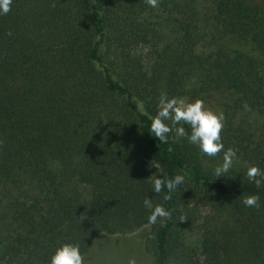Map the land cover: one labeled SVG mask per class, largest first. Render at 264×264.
Wrapping results in <instances>:
<instances>
[{
	"label": "trees",
	"instance_id": "trees-1",
	"mask_svg": "<svg viewBox=\"0 0 264 264\" xmlns=\"http://www.w3.org/2000/svg\"><path fill=\"white\" fill-rule=\"evenodd\" d=\"M161 93L223 112L225 176L223 153L153 136ZM253 164L264 171V0H13L0 15V264L144 227L151 264H264ZM145 198L171 218L149 225Z\"/></svg>",
	"mask_w": 264,
	"mask_h": 264
},
{
	"label": "clouds",
	"instance_id": "clouds-1",
	"mask_svg": "<svg viewBox=\"0 0 264 264\" xmlns=\"http://www.w3.org/2000/svg\"><path fill=\"white\" fill-rule=\"evenodd\" d=\"M13 0H0V15H7L11 11ZM146 3L153 7H159V0H146ZM11 35V33H9ZM143 108V105H141ZM244 108L248 105L245 103ZM157 112L151 118V133L158 138L161 143H168L170 134L174 133V139L186 138L189 143L196 145L199 150L209 156L215 157L223 153L222 163L215 167L214 176H225L232 168L236 159L235 149L229 147L225 150L221 139V133L224 127V114L222 111H215L206 107L204 101L200 98L189 99L181 96L169 97L166 93H161L158 99ZM185 125L187 126L186 130ZM249 181L255 184L257 188L264 186V171L256 165H249L246 172ZM153 191L157 194L167 189L168 193L174 192L177 187L184 183L183 175H175L172 178L163 176H152L151 181ZM170 195H165L164 199H170ZM259 196L251 194L244 196L242 203L246 207H259ZM145 208L150 210L148 224L152 225L159 220L161 224L171 218V212L162 205L155 204L150 198L143 201ZM86 218L81 213L79 220ZM185 218H181L184 221ZM49 264H86L84 255L80 252V246L73 243H62L55 248L49 259ZM129 264H135L130 261ZM169 264H172L170 261Z\"/></svg>",
	"mask_w": 264,
	"mask_h": 264
},
{
	"label": "rangeland",
	"instance_id": "rangeland-1",
	"mask_svg": "<svg viewBox=\"0 0 264 264\" xmlns=\"http://www.w3.org/2000/svg\"><path fill=\"white\" fill-rule=\"evenodd\" d=\"M207 107V106H206ZM147 229L140 228L128 235H101L84 254L86 264H151L150 255L144 250Z\"/></svg>",
	"mask_w": 264,
	"mask_h": 264
}]
</instances>
